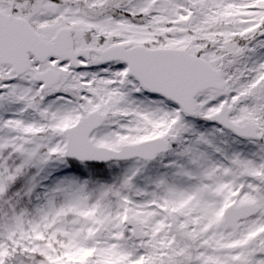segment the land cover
<instances>
[{
  "label": "snow or ice",
  "instance_id": "1",
  "mask_svg": "<svg viewBox=\"0 0 264 264\" xmlns=\"http://www.w3.org/2000/svg\"><path fill=\"white\" fill-rule=\"evenodd\" d=\"M0 264H264V0H0Z\"/></svg>",
  "mask_w": 264,
  "mask_h": 264
},
{
  "label": "rangeland",
  "instance_id": "2",
  "mask_svg": "<svg viewBox=\"0 0 264 264\" xmlns=\"http://www.w3.org/2000/svg\"><path fill=\"white\" fill-rule=\"evenodd\" d=\"M200 125H202V129L201 130H205V131H211L212 127L214 126L213 124L207 122H203V121H199L198 122ZM221 139H227L225 138H221ZM228 149L231 150H237V151H244V152H250V151H254V146L248 144L247 142H243V143H236L234 140L229 139V144H228ZM132 162L129 163H125V164H113L112 166V171L119 173L122 169L128 167L131 165ZM142 184H146L147 180H142L141 181Z\"/></svg>",
  "mask_w": 264,
  "mask_h": 264
}]
</instances>
